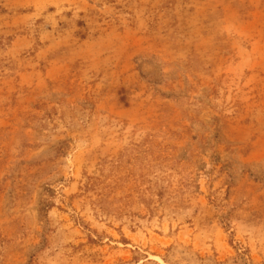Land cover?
I'll return each mask as SVG.
<instances>
[{
	"label": "rangeland",
	"instance_id": "1",
	"mask_svg": "<svg viewBox=\"0 0 264 264\" xmlns=\"http://www.w3.org/2000/svg\"><path fill=\"white\" fill-rule=\"evenodd\" d=\"M0 264H264V0H0Z\"/></svg>",
	"mask_w": 264,
	"mask_h": 264
}]
</instances>
